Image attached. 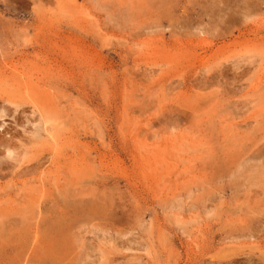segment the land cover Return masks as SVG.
<instances>
[{
    "label": "rangeland",
    "instance_id": "1",
    "mask_svg": "<svg viewBox=\"0 0 264 264\" xmlns=\"http://www.w3.org/2000/svg\"><path fill=\"white\" fill-rule=\"evenodd\" d=\"M162 1L0 0V264H264V0Z\"/></svg>",
    "mask_w": 264,
    "mask_h": 264
},
{
    "label": "bare ground",
    "instance_id": "2",
    "mask_svg": "<svg viewBox=\"0 0 264 264\" xmlns=\"http://www.w3.org/2000/svg\"><path fill=\"white\" fill-rule=\"evenodd\" d=\"M59 1H60V0H59ZM161 1H162V0H161ZM165 1H166V0H165ZM242 1H243V0H242ZM162 2H164V1H162ZM253 2H254V1H253ZM160 3H161V2H160ZM168 3H169V2H168ZM261 3H262V2H261ZM261 3H260V1H259V4H261ZM263 3H264V2H263ZM263 3H262V4H263ZM162 4H163V3H162ZM242 4H245V3L242 2ZM165 5H166V4H165ZM244 6H246V5H244ZM163 7H164V6H163ZM246 7H247V6H246ZM257 7H259V6H257ZM159 8H160V7H159ZM166 8H167V7H166ZM236 8H237V7H236ZM243 8H245V7H243ZM249 8H250V7H249ZM247 10H248V9H247ZM254 10H255V9H254ZM217 11H218V10H217ZM220 11H221V10H219V12H220ZM228 11H229V10H228ZM223 12H224V11H223ZM229 12L231 13L232 11H229ZM233 12H235V10H234ZM246 14H247V13H246ZM248 14H249V13H248ZM222 15H224V14H222ZM227 15H229V14H227ZM219 17H221V16H219ZM245 17H246V15H245ZM221 18H222V17H221ZM243 20H244V19H243ZM249 31H250V29H249ZM253 31H255V30H253ZM246 32H247V30H246ZM252 33H253V32H252ZM249 34L251 35V33H249ZM257 34H258V33H257ZM257 34L255 33V35H257ZM243 36H244V35H243ZM247 36H248V35H247ZM255 38H256V37H255ZM259 38H260V37H259ZM253 39H254V38H253ZM207 53H208V52H207ZM203 58H205V57H203ZM203 58H202V59H203ZM199 59H200V58H199ZM203 60H204V59H203ZM3 66H4V65H3ZM6 67H7V66H6ZM11 67H12V66H11ZM14 67H15V66H14ZM14 67H12V69H13V71L15 72ZM3 68H4V67H3ZM6 69H7V68H6ZM12 69L10 68V70H12ZM15 69H16V67H15ZM2 70H3V69H2ZM4 70H5V68H4ZM16 73H17V72H16ZM13 74H14V73H13ZM214 74H215V73H214ZM11 75H12V74H11ZM210 75H211V74H210ZM212 76H213V75H211V78H212ZM214 76H215V75H214ZM222 76H223V75H222ZM222 76H221V78H222ZM217 77H218V76H217ZM209 78H210V77H209ZM219 78H220V77H219ZM206 79H207V78H206ZM210 80H211V79H209V81H210ZM204 81H206V80H204ZM21 82H22V81H21ZM211 82H212V81H211ZM217 82H219V81L217 80ZM259 83H260V82H259ZM261 83H262V82H261ZM20 84H21V83H20ZM201 84H202V83H201ZM204 84H205V83H204ZM211 84H212V83H211ZM198 85H199V84H198ZM28 86H29V85H28ZM32 87H33V86H32ZM199 87H201V86H199ZM205 87H206V86L204 85L203 88H205ZM23 88H24V86H23ZM30 88H31V87H30ZM24 89L26 90V87H25ZM186 89H187V88H186ZM199 89H200V88H199ZM205 89H206V88H205ZM27 91H28V87H27ZM2 92L5 93V91H2ZM222 92H223V90H222ZM220 93H221V92H220ZM222 94H223V93H221V95H222ZM227 94H228V93H227ZM219 95H220V94H219ZM4 96H5V95H4ZM12 96H13V95H12ZM12 96H11V97H12ZM8 97H9V96H8ZM8 97H7V98H8ZM224 97H225V96H224ZM0 98H1V97H0ZM219 98H220V97H219ZM1 100H2V99H1ZM1 100H0V101H1ZM11 100H12V99H11ZM214 100H215V99H214ZM5 102H9V104H10V101H5ZM13 102H14V101H13ZM224 102H225V101H224ZM0 103H1V102H0ZM214 103H215V102H214ZM9 104H8V105H9ZM13 104H14V103H13ZM220 104H221V103H219V105H220ZM17 105H18V104H17ZM17 105H16V106H17ZM21 105H22V104H21ZM221 105H223V102H222ZM229 105H231V104H229ZM9 106H10V105H9ZM210 106H211V105H210ZM213 106H214V104H213ZM215 106H216V105H215ZM226 106H227V105H226ZM234 106H236V105H234ZM2 107H3V106H2ZM216 107H217V106H216ZM216 107H215V108H216ZM231 107H232V106H231ZM3 109H4V107H3ZM223 109H224V107H223ZM0 110H1V109H0ZM32 110H33V109H32ZM230 110H231V109H230ZM237 110H238V109H237ZM237 110H236V111H237ZM1 111H2V110H1ZM13 111H14V110H13ZM202 111H203V110H202ZM216 111H217V110H216ZM216 111H215V112H216ZM223 111H224V110H223ZM194 112H195V109H194ZM237 112H238V111H237ZM245 112H246V111H245ZM1 113L4 114L3 112H1ZM12 113H15V112H12ZM32 113H33V112H32ZM222 113H223V112H222ZM222 113H221V114H222ZM228 113H229V112H228ZM233 113H234V112H233ZM30 114H31V113H30ZM202 114H203V113H202ZM229 114H230V113H229ZM240 114H241V113H240ZM10 115H11V114H10ZM13 115H14V114H13ZM197 115H198V114H197ZM205 115L207 116L208 114H205ZM4 116H5V115H4ZM15 116H16V115H15ZM218 116H219V115H218ZM225 116H226V115H225ZM225 116H223V118H224ZM233 116H234V115H233ZM238 116H239V115H238ZM195 117H196V116H195ZM203 117H204V116H202V118H203ZM213 117H214V116H213ZM228 117H230V118L232 119V116H229V115H228ZM23 118H24V117H23ZM199 118H200V117H199ZM202 118H200V119L202 120ZM210 118H211V117H210ZM217 118H218V117H217ZM233 118H234V117H233ZM0 119H1V118H0ZM24 119H26V118H24ZM30 119H31V118H30ZM206 119H207V118H206ZM215 119H216V118L214 117V120H215ZM221 119H222V118H221ZM12 120H13V119H12ZM26 120H28V119H26ZM26 120H25V121H26ZM43 120H44V119H43ZM216 120H217V119H216ZM232 120H233V119H232ZM240 120H241V119H239V121H240ZM244 120H247V118L244 119ZM20 121H21V120H20ZM23 121H24V120H23ZM25 121L23 122L24 124H25ZM187 121H188V120H187ZM199 121H200V120H199ZM205 121H207V120H205ZM210 121H211V120H210ZM229 121H230V120H229ZM247 122H249V121L247 120ZM257 122H258V121H257ZM0 123H1V121H0ZM23 123H21V125H22ZM193 123H194V122H193ZM212 123H213V122H212ZM244 123H245V122H244ZM244 123H243V124H244ZM27 124H29V123H27ZM187 124H188V123H187ZM230 124H231V123H230ZM235 124H236V123H235ZM237 124H239V122H237ZM247 124H248V126H249V123H247ZM18 125H19V124H18ZM202 125H203V124H202ZM219 125H220V124H219ZM241 125H242V124H241ZM3 126H4V125H3ZM215 126H216V125H215ZM227 126H229V125H227ZM242 126H243V125H242ZM22 127H23V126H22ZM24 127H25V126H24ZM201 127H202V126H201ZM210 127H211V126H210ZM213 127H214V126H213ZM240 127H241V126H240ZM5 128H6V127H5ZM17 128H18V127H17ZM211 128H212V127H211ZM229 128H230V127H229ZM242 128H243V127H242ZM244 128H245V127H244ZM0 129H1V128H0ZM8 129H9V128H8ZM8 129L6 128V130H8ZM21 129H22V128H21ZM28 129H29V128H28ZM196 129H197V127H196ZM200 129H201V128H200ZM209 129H210V128H209ZM258 129H259V127H258ZM6 130H5V131H6ZM10 130H11V129H10ZM10 130H8V131H10ZM25 130H26V129H25ZM230 130H231V129H230ZM2 131H3V130H2ZM8 131H6V132H8ZM11 131H12V130H11ZM11 131H10V132H11ZM23 131H24V130H23ZM200 131H202V130H200ZM226 131H228V130H226ZM231 131H232V130H231ZM236 131H237V130H236ZM242 131H243V129H242ZM10 132H9V133H10ZM24 132H25V131H24ZM26 132H27V131H26ZM28 132H29V131H28ZM30 132H31V131H30ZM45 132H46V131H45ZM195 132H196V131H195ZM211 132H212V131H211ZM238 132H239V131H238ZM240 132H241V130H240ZM0 133H1V132H0ZM12 133H13V132H12ZM213 133H215V132H213ZM213 133H212V134H213ZM261 133H262V132H261ZM261 133H259V134H261ZM14 134H15V133H14ZM14 134H13V135H14ZM26 134H27V133H26ZM193 134H194V133H193ZM1 135H3V134H1ZM5 135H6V134H5ZM10 135H11V134H10ZM28 135H32V133H30V134H28ZM210 135H211V134H210ZM216 135H217V133H216ZM220 135H221V134H220ZM227 135H228V134H227ZM255 135H257V134H255ZM14 136H15V135H14ZM11 137H12V136H11ZM24 137H25V136H24ZM24 137H23V139L27 138V137H25V138H24ZM207 137H209V136H207ZM216 137H217V136H216ZM219 137H220V136H219ZM234 137H235V136H234ZM256 137H257V136H256ZM2 138H3V137H2ZM2 138H1V139H2ZM7 138L9 139L10 137H7ZM13 138H14V137H13ZM20 138H21V136H20ZM20 138H19V141H20ZM243 138H245V137H243ZM11 139H12V138H11ZM203 139H204V138H203ZM211 139H212V138H211ZM6 140H7L6 137H4L3 141H4V142H7ZM13 140H14V139H13ZM213 140H214V139H213ZM231 140H232V139H231ZM8 141H10V140H8ZM240 141H241V140H240ZM263 141H264V140H263ZM4 142H3V143H4ZM20 142H21V141H20ZM22 142H24V141L22 140ZM22 142H21L20 144H22V145L24 146L25 143L23 144ZM27 142H28V141H27ZM33 142H34V141H33ZM193 142H194V141H193ZM208 142H209V141H208ZM215 142H216V140H215ZM238 142H239V141H238ZM11 143H12V142H11ZM14 143H16V142H14ZM17 143H18V141H17ZM29 143H30V142H29ZM212 143L214 144L213 141H212ZM226 143H227V142H226ZM229 143H230V142H229ZM206 144H207V143H205V147H207ZM213 144H212V145H213ZM227 144H228V143H227ZM227 144H226V145H227ZM240 144H241V143H240ZM4 145H5V144H4ZM14 145H15V144H14ZM18 145H19V144H18ZM226 145H225V148H226ZM237 145H238V144H237ZM209 146H210V145H209ZM16 147L19 148L20 145H19V146H16ZM10 148H11V147H10ZM10 148H9V149H10ZM227 148H228V147H227ZM231 148H232V147H231ZM231 148H229V149H231ZM9 149H8V150H9ZM214 149H215V147H214ZM16 150H17V149H16ZM9 151H10V150H9ZM210 151H211V150H210ZM216 151H217V149H216ZM223 151H224V150H223ZM231 151H232V150H231ZM238 151H239V150H238ZM238 151H237V152H238ZM211 152H212V151H211ZM232 152H233V151H232ZM5 153H6V152H5ZM219 153H220V152H219ZM219 153H218V154H219ZM248 153H249V152H248ZM248 153H247V154H248ZM212 154H213V153H212ZM216 154H217V153H216ZM225 154H226V153H225ZM3 155H6V154H3ZM18 155H19V154H18ZM75 155H76V154H75ZM222 155H223V153H222ZM245 155H246V154H245ZM78 156H79V155H78ZM214 156H215V155H214ZM237 156H238V155H237ZM7 157H8V156H7ZM219 157H220V156H218V158H215V159L218 160V159H220ZM222 157H224V156H222ZM225 157H226V156H225ZM225 157H224V158H225ZM248 157H249V156H248ZM57 158H58V157H57ZM72 158H73V157H72ZM76 158H77V157H76ZM226 158H227V157H226ZM229 158H230V157H229ZM229 158H228V159H229ZM232 158H233V160H234V157H232ZM235 158H236V157H235ZM263 158H264V150L262 149V151L259 153V155L255 156L254 158H253V157H250L249 159H246L245 162H243V163H241V164H238V168H237V169L240 168V169L242 170V172H244V171L246 172L247 169H249V168H247V164H246V163L251 162L252 160H257V161L261 162V164H262V163L264 162V159H263ZM10 159H12V158H10ZM73 159H75V158H73ZM209 159H210V158H209ZM65 160H67V159H65ZM75 160H76V159H75ZM221 160L223 161V159H221ZM226 160H227V159H226ZM209 161H210V160H209ZM212 161H214V160H212ZM222 161H221V162H222ZM231 161H232V160H231ZM38 162H40V161H38ZM38 162H37V164H38ZM72 162H73V161H72ZM219 162H220V160H219ZM226 162H227V161H226ZM21 163H23V162H21ZM26 163H27V162H26ZM58 163H59V161H58ZM212 163L215 164L214 162H210L209 164H208V163H206V164H207L208 166L211 164V166H212ZM229 163H230V161H229ZM229 163H228V167H229ZM0 164H2V163H0ZM59 164H60V163H59ZM218 164H219V163H218ZM221 164H223V163H221ZM224 164H225V163H224ZM224 164H223V166L226 165V164H225V165H224ZM255 164H256V163H255ZM3 165H4V164H3ZM5 165H6V164H5ZM39 165H40V163H39ZM51 165H53V164H51ZM76 165H77V164H76ZM22 166H23V164H22ZM205 166H206V165H205ZM205 166H204V167H205ZM211 166H209V167H211ZM0 167H2V165H0ZM6 167H7V166H6ZM24 167H25V166H24ZM24 167H23V168H24ZM78 167H79V165H78ZM216 167H217V165H216ZM218 167H219V166H218ZM221 167H222V166H221ZM232 167L234 168V166H231V168H232ZM2 168H3V167H2ZM21 168H22V167H21ZM21 168H20V169H21ZM23 168H22V170H23ZM205 168H206V167H205ZM205 168H204V170H206ZM226 168H227V167H226ZM231 168H230V169H231ZM10 169H11L12 172L14 171L12 168H10ZM10 169H9V170H10ZM20 169H19V170H20ZM74 169H75V168H74ZM201 169H202V168H201ZM201 169H200V170H201ZM209 169H210V168H209ZM211 169H212V168H211ZM213 169H214V168H213ZM244 169H245V170H244ZM251 169H252V167H251ZM9 170H8V173L11 172V171L9 172ZM25 170H26V169H25ZM215 170H216V169H215ZM219 170H221V168H220ZM235 170H236V169H235ZM0 171H1V169H0ZM224 171H225V170H224ZM229 171H230V170H229ZM251 171H252V170H251ZM1 172H4V171H1ZM5 172H7V171H5ZM12 172H11V174H12ZM17 172H18V171H17ZM73 172H74V170H73ZM75 172H76V171H75ZM75 172H74V173H75ZM203 172H204V171H203ZM209 172H210V170H209ZM211 172H212V171H211ZM216 172H217V171H216ZM226 172H227V171H226ZM232 172H233V171H232ZM239 172H240V171H239ZM239 172H238V174H241V172H240V173H239ZM13 173H16V172H13ZM228 173H229V172H228ZM21 174L23 175L24 173L22 172ZM68 174H69V173H68ZM210 174H211V173H210ZM212 174H214V173H212ZM223 174H224V172L222 173V175H223ZM22 175H20V177H22ZM70 175H72V174H70ZM214 175H215V174H214ZM226 175L228 176V174H226ZM226 175H225V176H226ZM235 175H236V174H235ZM253 175H254V174H253ZM256 175H257V174H256ZM14 176L17 177V178L19 177V175L16 176V174H15ZM23 176H24V175H23ZM78 176H79V175H78ZM225 176H224V177H225ZM246 176H247V175H246ZM2 177H4V175H2ZM15 177H14V178H15ZM20 177H19V178H20ZM80 177H81V176H80ZM213 177H214V176H213ZM238 177H239V176H238ZM72 178H73V177H72ZM74 178H75V177H74ZM36 179H37V178H36ZM218 179H219V178H218ZM222 179H223V178H222ZM222 179L220 178V180H222ZM231 179H232V178H231ZM233 179H235V178H233ZM247 179H248V178H247ZM16 180H17V179H16ZM20 180H21V179H20ZM73 180H74V179H73ZM226 180H228V179H226ZM226 180H225V181H226ZM242 180H243V179H242ZM244 180H245V179H244ZM74 181H76V180H74ZM207 181H208V180H207ZM12 182H13V181H12ZM27 182H28V181H27ZM81 182H82V181H81ZM238 182H239V181H238ZM15 183H16V182H15ZM12 184H13V183H12ZM21 185H22V184H21ZM23 185H24V184H23ZM23 185H22L21 188H23ZM25 185H26V184H25ZM229 185H230V183H229ZM4 186L6 187V185H4ZM5 187H4V188H5ZM11 187H12V186H11ZM16 187H17V186H16ZM18 187H20V186L18 185ZM62 187H63V186H62ZM244 187H245V185H244ZM244 187H243V188H244ZM8 188H9V186H8ZM41 188H42V187H41ZM225 188H226V186H225ZM225 188H223V189H225ZM254 188H255V187H254ZM262 188H263V187H262ZM1 189L4 190L3 188H0V190H1ZM18 189H19V188H18ZM26 189H28V188H26ZM39 189H40V188H39ZM39 189H38V190H39ZM42 189H44V187H43ZM232 189H233V188H232ZM232 189H231V192L234 193V192L232 191ZM7 190H8V189H7ZM7 190H6V191H7ZM9 190H10V189H9ZM22 190H23V189H22ZM24 190H25V189H24ZM24 190H23V191H24ZM28 190H29V189H28ZM38 190H37V191H38ZM40 190H41V189H40ZM44 190H45V189H44ZM44 190H43V191H44ZM81 190H82V189H81ZM225 190H226V189H225ZM227 190H228V189H227ZM6 191H5V192H6ZM10 191H11V190H10ZM14 191H15V190H14ZM35 191H36V190H35ZM64 191H65V190H64ZM64 191H63V192H64ZM261 191H262V190H261ZM17 192H18V190H17ZM17 192H16V191H15V192L12 191V193H15V194H16ZM19 192H21V191H19ZM32 192H33V191H30V190H29V191H28V195H25V194H26V193H25L24 196H27L28 198L30 197L31 200H36V198L31 197V195H33ZM39 192H40V191H38V193H39ZM41 192H42V191H41ZM44 192H45V191H44ZM46 192H47V190H46ZM65 192H66V191H65ZM71 192H73V191H71ZM257 192H258V190H257ZM12 193H11V194H12ZM29 193H31V195H30ZM35 193H36V192H35ZM81 193H82V192H81ZM251 193H252V192H251ZM3 194H4V193H3ZM5 194H6V193H5ZM8 194L10 195V193H8ZM20 194H22V193H20ZM62 194H63V196H64V198H65L66 195H67L68 193H67V194H66V193H62ZM69 194H70V193H69ZM9 195H8V196H9ZM13 195H14V194H13ZM18 195H19V193H18ZM29 195H30V196H29ZM42 195L44 196V193H43ZM56 195H57V194H56ZM81 195H82V194H81ZM232 195H233V194H232ZM3 196H4V195H3ZM21 196H22V195H21ZM21 196H20L19 198H22V197H23V199H24V196H22V197H21ZM45 196H46V195H45ZM68 196H69V195H68ZM70 196H71V195H70ZM74 196H76V195H74ZM234 196H236V194H235ZM254 196H255V194H254ZM1 197H2V196H0V198H1ZM4 197H6V199L8 198L7 195L4 196ZM4 197H2L1 200L4 199ZM9 197H10V196H9ZM13 197H14V196H13ZM13 197H12V198H13ZM27 197H26V198H27ZM12 198L10 197L9 199H12ZM15 198H16V197H15ZM15 198H13V199H15ZM30 198H29V199H30ZM33 198H34V199H33ZM68 198H69V197H68ZM71 198H72V197H71ZM257 198H258V197H257ZM13 199H12V200H13ZM17 199H18V197H17ZM17 199H16V200H17ZM235 199H236V198H235ZM1 200H0V201H1ZM7 200H8V199H7ZM16 200H15V201L13 200V203H14V202L16 203ZM25 200H26V199H25ZM263 200H264V199H263ZM263 200H262V201H263ZM2 201L6 202V203H4V205H6V204L9 202V200H8V202H7L6 200H2ZM18 201H19V199H18ZM23 201H24V200H23ZM29 201H30V200H29ZM83 201H84V199H83ZM245 201H246V200H245ZM20 202H22V201H20ZM35 202H36V201H35ZM86 202H88V201H86ZM247 202H250V201H247ZM0 203H1V202H0ZM2 203H3V202H2ZM11 203H12V202L9 203V206L11 205ZM15 203H14V204H15ZM66 203H67V202H66ZM77 203H78V200H77ZM79 203H80V202H79ZM81 203H82V201H81ZM258 203H259V202H258ZM18 204H19V202L17 203L16 206H18ZM21 204H22V203H21ZM28 204H29V203H28ZM247 204H248V203H247ZM0 205H1V207H0L1 210H3V211L5 212L6 208H5V207L2 208L4 205H3V204H0ZM9 206H8V207H9ZM13 206H15V205H13ZM13 206H11L10 208L12 209ZM16 206H15V207H16ZM23 206H24V205H23ZM46 206H47V205H46ZM32 207H33V206H32ZM34 207H35V206H34ZM51 207H53V206H51ZM10 208L8 209L9 211H11ZM20 208H21V206H20ZM18 209H19V208H18ZM22 209L24 210V207H23ZM52 209H53V208H52ZM52 209H51V210H52ZM20 210H21V209H19V211H20ZM25 210H26V209H25ZM25 210H24V211H25ZM27 210H28V209H27ZM49 210H50V209H49ZM244 210H245V209H244ZM3 211H1V213H2ZM6 211H7V210H6ZM9 211H7V212H9ZM13 211H14V210H13ZM15 211H18L17 208H15ZM62 211H63V210H62ZM235 211H236V210H235ZM248 211H249V210H248ZM11 212H12V211H11ZM31 212H32V210H31ZM31 212H29V214H30ZM60 212H61V211H60ZM246 212H247V210H246ZM1 213H0V215L2 216ZM14 213L16 214V212H14ZM22 213H23V212L21 211L20 215H21ZM25 213H26V212H25ZM33 213H34V212H33ZM247 213H248V212H247ZM60 214H61V213H60ZM235 214H236V213H235ZM243 214H244V213H243ZM3 215H4V213H3ZM22 215H23V214H22ZM25 215H26V214H25ZM25 215H24V216H25ZM244 215H245V214H244ZM8 216H9V215H8ZM8 216H7V217H8ZM26 216H27V215H26ZM30 216H31V215H30ZM245 216H247V215H245ZM2 217H4V216H2ZM243 217H244V216H243ZM261 217H262V216H261ZM22 219H23V218H22ZM251 219H253V218H251ZM251 219H250V220H251ZM256 219H257V218H256ZM233 221H234V220H233ZM33 222H34V221H33ZM66 222H67V221H66ZM68 223H69V222H68ZM53 224H54V223H53ZM64 224H65V223H64ZM69 224H70V223H69ZM15 225H16V224H15ZM51 225H52V224H51ZM51 225H50V226H51ZM57 225H59V224H57ZM60 225H61V223H60ZM0 227H1V226H0ZM61 227H62V226H61ZM253 227H254V226H253ZM263 227H264V226H263ZM50 228H51V227H50ZM50 228H49V229H50ZM59 228H60V227H59ZM52 229H53V228H52ZM61 229H62V228H61ZM50 230H51V229H50ZM66 231H67V230H66ZM50 232H51V231H50ZM53 232L55 233L54 230H53ZM247 232H248V231H247ZM58 233H59V232H58ZM252 233H253V232H252ZM259 233H260V232H259ZM51 234H52V233H51ZM55 234H56V233H55ZM59 234H60V233H59ZM61 234H64V233L62 232ZM56 235H57V234H56ZM256 235H257V234H256ZM62 236H63V235H62ZM56 237H57V236H55V238H56ZM50 238H51V237H50ZM53 238H54V237H53ZM62 239H63V237H62ZM59 240H60V239H59ZM59 240H58V242H59ZM63 240H64V239H63ZM65 240H66V239H65ZM233 240H234V239H233ZM55 241H57V240H55ZM51 242H52V241H51ZM234 242H235V241H234ZM54 243H55V242H54ZM260 247H261V246H260ZM47 249H48V248H47ZM44 250H46V249L44 248ZM60 250H61V249H60ZM255 251H256V250H255ZM47 253H48V252H46V254H47ZM42 257H43V256H42ZM45 258H46V257H45ZM43 259H44V257H43ZM43 259H42V260H43ZM9 264H10V263H9Z\"/></svg>",
    "mask_w": 264,
    "mask_h": 264
}]
</instances>
